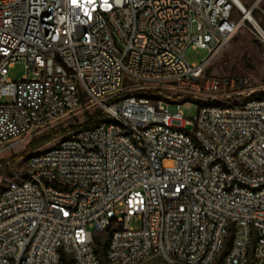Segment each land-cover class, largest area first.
I'll return each instance as SVG.
<instances>
[{
	"label": "built area",
	"instance_id": "built-area-1",
	"mask_svg": "<svg viewBox=\"0 0 264 264\" xmlns=\"http://www.w3.org/2000/svg\"><path fill=\"white\" fill-rule=\"evenodd\" d=\"M247 12L232 0H0V154L82 105L102 112L29 153L27 177L0 189V264H264V86L205 74L240 27L264 43ZM188 47L208 55L189 64ZM18 61L30 75L11 80Z\"/></svg>",
	"mask_w": 264,
	"mask_h": 264
},
{
	"label": "rangeland",
	"instance_id": "rangeland-1",
	"mask_svg": "<svg viewBox=\"0 0 264 264\" xmlns=\"http://www.w3.org/2000/svg\"><path fill=\"white\" fill-rule=\"evenodd\" d=\"M240 2L247 10L251 9V16L264 30V0H240ZM234 15L241 17L237 11L234 12ZM119 46L122 47L120 44ZM207 55L206 49L188 47L184 52V59L189 64H197ZM26 73L30 75V70L26 72L25 62L18 61L9 68L7 76L11 80H18ZM205 74L247 76L253 85L264 86V43L255 37L248 25L240 27L224 48L208 62ZM167 93L174 100L180 102L190 99L188 95L180 94L181 92L169 91ZM4 100L8 101L9 98ZM94 109L95 107L89 104L82 105L74 114L49 128L51 130L49 138L30 145L34 138L40 137L49 129L38 131L35 134L27 135L25 142L21 145L0 154V189L9 181L22 180L27 177L26 158L29 153L42 151L54 145L60 135L85 122L88 118L85 114ZM197 109L198 105L189 101L179 105V111L186 117L195 116ZM123 212V207L119 206L114 210L115 216H122ZM129 226L139 227L137 217H132L129 220Z\"/></svg>",
	"mask_w": 264,
	"mask_h": 264
},
{
	"label": "trees",
	"instance_id": "trees-1",
	"mask_svg": "<svg viewBox=\"0 0 264 264\" xmlns=\"http://www.w3.org/2000/svg\"><path fill=\"white\" fill-rule=\"evenodd\" d=\"M258 96L261 97V98H264V90L259 92ZM85 115L88 117L87 120L85 122H83L82 124H79L77 126L78 128H86V127H90V126L94 125L100 119V117L102 116V112L100 110H98V109H94L92 112H87ZM50 131L51 130L49 129L48 132L44 133L40 137L34 138L30 142V145H32V144H34V143H36L38 141H41V140L49 138V136L51 135ZM102 246H104V244H100V242H98L97 251L99 253H101ZM63 264H69V262L68 261H63Z\"/></svg>",
	"mask_w": 264,
	"mask_h": 264
},
{
	"label": "bare ground",
	"instance_id": "bare-ground-1",
	"mask_svg": "<svg viewBox=\"0 0 264 264\" xmlns=\"http://www.w3.org/2000/svg\"><path fill=\"white\" fill-rule=\"evenodd\" d=\"M233 3L235 4L236 7L240 8L241 10H243V15L244 18H250L249 14H248V10L242 5V3L240 2V0H232Z\"/></svg>",
	"mask_w": 264,
	"mask_h": 264
}]
</instances>
